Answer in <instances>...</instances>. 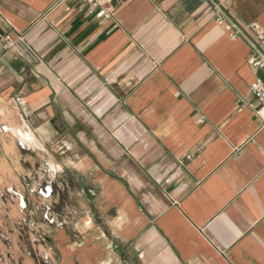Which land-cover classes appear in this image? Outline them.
Returning a JSON list of instances; mask_svg holds the SVG:
<instances>
[{"label": "crops", "instance_id": "crops-1", "mask_svg": "<svg viewBox=\"0 0 264 264\" xmlns=\"http://www.w3.org/2000/svg\"><path fill=\"white\" fill-rule=\"evenodd\" d=\"M218 1L0 0V166L61 208L59 264H264V72L230 36L264 0Z\"/></svg>", "mask_w": 264, "mask_h": 264}, {"label": "rangeland", "instance_id": "rangeland-1", "mask_svg": "<svg viewBox=\"0 0 264 264\" xmlns=\"http://www.w3.org/2000/svg\"><path fill=\"white\" fill-rule=\"evenodd\" d=\"M1 149L5 151L3 141ZM6 150L12 152L14 143L7 144ZM11 170L9 165L0 166V264H59L62 258L51 239V228L59 225L52 215L61 208L46 206V191L22 190L20 180L28 183L29 176H17ZM117 258L126 264L124 253L118 251Z\"/></svg>", "mask_w": 264, "mask_h": 264}, {"label": "built area", "instance_id": "built-area-1", "mask_svg": "<svg viewBox=\"0 0 264 264\" xmlns=\"http://www.w3.org/2000/svg\"><path fill=\"white\" fill-rule=\"evenodd\" d=\"M83 4L89 6V13L95 15L97 18H112L116 11V0H77ZM204 1V0H203ZM211 2L215 8V21L218 24H223L227 18L225 9L218 0H206ZM259 26L255 23L244 27L235 20H230V36L235 39L237 36L246 37L252 46L255 48V55L249 58V63L256 70L264 72V40L262 43L256 41L250 36L248 29L256 30ZM2 38L5 42V50L13 51L17 53L16 47L19 45H25L26 40L24 36H19L17 39L7 32L3 33ZM29 48V47H27ZM251 92L258 100L259 107L256 109L257 116L264 122V80L257 79L250 86Z\"/></svg>", "mask_w": 264, "mask_h": 264}, {"label": "bare ground", "instance_id": "bare-ground-1", "mask_svg": "<svg viewBox=\"0 0 264 264\" xmlns=\"http://www.w3.org/2000/svg\"><path fill=\"white\" fill-rule=\"evenodd\" d=\"M22 138L24 139V138H29V136L28 135H25L24 133H22Z\"/></svg>", "mask_w": 264, "mask_h": 264}]
</instances>
